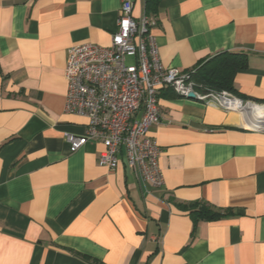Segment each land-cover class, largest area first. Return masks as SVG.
<instances>
[{
	"label": "crops",
	"instance_id": "1",
	"mask_svg": "<svg viewBox=\"0 0 264 264\" xmlns=\"http://www.w3.org/2000/svg\"><path fill=\"white\" fill-rule=\"evenodd\" d=\"M122 2L0 0V264H264V116L161 90V189L122 157L100 166L98 142L69 151L87 118L64 112L66 53L109 47ZM145 17L166 68L245 55L229 93L264 108V0H162ZM196 202L224 215L194 219Z\"/></svg>",
	"mask_w": 264,
	"mask_h": 264
},
{
	"label": "built area",
	"instance_id": "2",
	"mask_svg": "<svg viewBox=\"0 0 264 264\" xmlns=\"http://www.w3.org/2000/svg\"><path fill=\"white\" fill-rule=\"evenodd\" d=\"M152 25L145 16L135 20L131 2L123 0L109 47L82 44L68 49L64 112L85 116L87 127L83 136L66 134L64 138L71 153L89 142L100 143V166L113 170L122 157L128 169L153 188L161 189V150L148 136L149 128L161 120V90L170 89L185 98L192 93L196 99L228 113H241L246 107L263 112L264 108L227 91L200 90L189 72L164 67L149 33ZM261 122L264 125V117Z\"/></svg>",
	"mask_w": 264,
	"mask_h": 264
},
{
	"label": "trees",
	"instance_id": "3",
	"mask_svg": "<svg viewBox=\"0 0 264 264\" xmlns=\"http://www.w3.org/2000/svg\"><path fill=\"white\" fill-rule=\"evenodd\" d=\"M162 0H145V16L156 15L159 3ZM247 67V59L243 54L223 52L215 56L198 69L187 71L192 74V80L200 90L228 91L232 93V79L238 70ZM183 209L187 210L195 219L215 220L224 214L210 209L209 206L196 202Z\"/></svg>",
	"mask_w": 264,
	"mask_h": 264
},
{
	"label": "water",
	"instance_id": "4",
	"mask_svg": "<svg viewBox=\"0 0 264 264\" xmlns=\"http://www.w3.org/2000/svg\"><path fill=\"white\" fill-rule=\"evenodd\" d=\"M188 98L189 99H194V95L191 93V94H189L188 95ZM262 116H264V110H263V112H262ZM264 125L262 124V122L260 121V122H255L254 124H253V126H251V127H255L254 129H259V127H263Z\"/></svg>",
	"mask_w": 264,
	"mask_h": 264
},
{
	"label": "bare ground",
	"instance_id": "5",
	"mask_svg": "<svg viewBox=\"0 0 264 264\" xmlns=\"http://www.w3.org/2000/svg\"><path fill=\"white\" fill-rule=\"evenodd\" d=\"M244 112H251L253 114H255V116H257V118L259 117V115H262V111H258V109H254V108H251V107H246Z\"/></svg>",
	"mask_w": 264,
	"mask_h": 264
},
{
	"label": "rangeland",
	"instance_id": "6",
	"mask_svg": "<svg viewBox=\"0 0 264 264\" xmlns=\"http://www.w3.org/2000/svg\"><path fill=\"white\" fill-rule=\"evenodd\" d=\"M128 64H129V61H128Z\"/></svg>",
	"mask_w": 264,
	"mask_h": 264
}]
</instances>
